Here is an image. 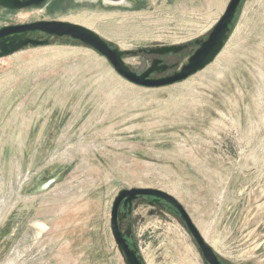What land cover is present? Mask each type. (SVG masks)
Masks as SVG:
<instances>
[{
    "label": "rangeland",
    "instance_id": "374dc122",
    "mask_svg": "<svg viewBox=\"0 0 264 264\" xmlns=\"http://www.w3.org/2000/svg\"><path fill=\"white\" fill-rule=\"evenodd\" d=\"M229 1L47 0L0 7V28L81 25L139 75L154 58L185 65ZM27 37L49 43L0 58V264H124L112 215L130 189L174 197L226 264H264V0L242 1L211 63L160 87L78 41ZM168 46L184 48L151 53ZM121 203L143 263H205L174 208L140 197L126 217Z\"/></svg>",
    "mask_w": 264,
    "mask_h": 264
},
{
    "label": "water",
    "instance_id": "95a60500",
    "mask_svg": "<svg viewBox=\"0 0 264 264\" xmlns=\"http://www.w3.org/2000/svg\"><path fill=\"white\" fill-rule=\"evenodd\" d=\"M46 1L47 0H0V7L9 10H20L30 7H39ZM242 1L243 0H230L224 13L213 26L206 39L194 42L197 48L188 58L187 63L182 66L180 71L162 78H149V76L154 72L163 73L166 70L165 66H157L159 60H154L147 70L138 75L125 65L122 60L124 52H121L116 48H112L96 33L81 25L61 21H37L31 24L4 26L0 28V58L9 56L27 46L38 47L48 45V40H37L27 37L29 32L38 31L49 37H67L95 50L108 60L114 71L119 76L126 79L130 83L144 87H160L170 85L185 80L189 76L197 73L216 58L228 38L234 18L242 4ZM183 48V46H168L151 51V53L159 56L170 53L177 54ZM137 196H152L156 199H162L167 204L172 206L193 238L203 261L206 264H222L216 252L204 240L197 228L194 226L182 205L171 195L156 189L122 190L116 198L112 215V234L119 252L124 257V264H144L136 247H129L126 237L120 231L118 225V207L120 203L123 201L125 206L128 204L131 205L132 201H134Z\"/></svg>",
    "mask_w": 264,
    "mask_h": 264
},
{
    "label": "flooded vegetation",
    "instance_id": "af4514ba",
    "mask_svg": "<svg viewBox=\"0 0 264 264\" xmlns=\"http://www.w3.org/2000/svg\"><path fill=\"white\" fill-rule=\"evenodd\" d=\"M168 55V54H167ZM165 56V55H164ZM154 60H159V63H158V67H161V66H165L166 67V70L162 73V74H159V76L157 77V78H162V77H165V76H169V75H172V74H174V73H176V72H178V71H180V69L182 68V66L183 65H181V66H177V64H172V65H169L167 62L168 61H165V60H163V59H155L154 58ZM153 60V61H154ZM152 61V62H153ZM152 64V63H151ZM149 68V67H148ZM147 68V69H148ZM146 69V70H147ZM141 74V73H140ZM153 74V73H152ZM151 74V75H152ZM151 75L149 76V78H151ZM157 78H154V79H157ZM140 197H144L146 200H147V202L149 203V204H151V205H153V206H158V207H161V208H164V209H168V210H174L173 209V207L172 206H170L169 204H167L164 200H162V199H156L155 197H152V196H137V198L134 200V201H132V203H131V205H124V202H122L121 203V205L125 208V210H126V217H128L130 214H131V212H132V207H133V205H134V203L140 198ZM175 211V210H174ZM122 218V216L120 217L119 215H118V219H121ZM125 233H129V237H126V240H127V243H128V245H129V247L130 248H132L135 244H134V242H133V235L131 234L132 232H131V230L129 229V230H126L125 231ZM218 258H219V260H220V262L222 263V264H226V262L222 259V258H220L219 257V255H218ZM145 264V263H144ZM205 264V263H204Z\"/></svg>",
    "mask_w": 264,
    "mask_h": 264
},
{
    "label": "bare ground",
    "instance_id": "6f19581e",
    "mask_svg": "<svg viewBox=\"0 0 264 264\" xmlns=\"http://www.w3.org/2000/svg\"><path fill=\"white\" fill-rule=\"evenodd\" d=\"M20 51V50H19ZM18 52V51H17ZM123 52V51H122ZM127 55V54H126ZM213 249V248H212Z\"/></svg>",
    "mask_w": 264,
    "mask_h": 264
}]
</instances>
